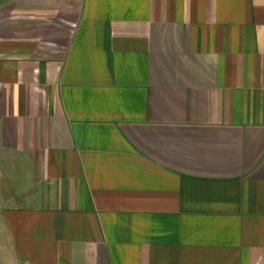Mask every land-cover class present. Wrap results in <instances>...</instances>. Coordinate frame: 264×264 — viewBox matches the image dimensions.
<instances>
[{
    "label": "crops",
    "instance_id": "1",
    "mask_svg": "<svg viewBox=\"0 0 264 264\" xmlns=\"http://www.w3.org/2000/svg\"><path fill=\"white\" fill-rule=\"evenodd\" d=\"M0 264H264V0H0Z\"/></svg>",
    "mask_w": 264,
    "mask_h": 264
},
{
    "label": "rangeland",
    "instance_id": "2",
    "mask_svg": "<svg viewBox=\"0 0 264 264\" xmlns=\"http://www.w3.org/2000/svg\"><path fill=\"white\" fill-rule=\"evenodd\" d=\"M1 2H2V0H1Z\"/></svg>",
    "mask_w": 264,
    "mask_h": 264
}]
</instances>
